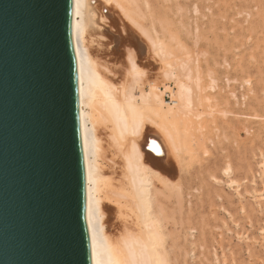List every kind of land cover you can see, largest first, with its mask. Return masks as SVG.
<instances>
[{
    "label": "bare ground",
    "instance_id": "1",
    "mask_svg": "<svg viewBox=\"0 0 264 264\" xmlns=\"http://www.w3.org/2000/svg\"><path fill=\"white\" fill-rule=\"evenodd\" d=\"M158 1L153 0L155 7ZM144 8H150L149 1L71 0L84 203L94 264H190L191 223L174 214L182 196L175 195L171 135L189 117V91L178 70L160 68L158 19ZM146 15L149 32L141 25ZM249 209L253 217L256 208ZM178 229L184 247L174 241Z\"/></svg>",
    "mask_w": 264,
    "mask_h": 264
},
{
    "label": "rangeland",
    "instance_id": "2",
    "mask_svg": "<svg viewBox=\"0 0 264 264\" xmlns=\"http://www.w3.org/2000/svg\"><path fill=\"white\" fill-rule=\"evenodd\" d=\"M147 1L160 68L178 70L190 97L186 124L171 132L190 264H264V0ZM141 25L150 31L147 15ZM183 234L173 233L178 247Z\"/></svg>",
    "mask_w": 264,
    "mask_h": 264
},
{
    "label": "water",
    "instance_id": "3",
    "mask_svg": "<svg viewBox=\"0 0 264 264\" xmlns=\"http://www.w3.org/2000/svg\"><path fill=\"white\" fill-rule=\"evenodd\" d=\"M71 0H0V264H94Z\"/></svg>",
    "mask_w": 264,
    "mask_h": 264
}]
</instances>
